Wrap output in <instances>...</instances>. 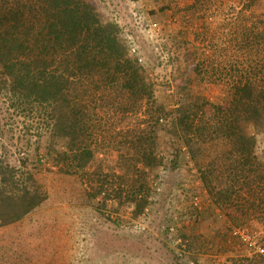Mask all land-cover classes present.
Listing matches in <instances>:
<instances>
[{
	"label": "rangeland",
	"instance_id": "rangeland-1",
	"mask_svg": "<svg viewBox=\"0 0 264 264\" xmlns=\"http://www.w3.org/2000/svg\"><path fill=\"white\" fill-rule=\"evenodd\" d=\"M88 1L102 20L119 26L131 52H139V62L154 84L156 103L171 112L168 118L182 103H195V97L211 102L225 97L235 76L229 72L231 65L240 59L237 64L244 68L240 32L264 17V0L250 7L245 6L250 0ZM196 2V9H191ZM137 14L158 27H141ZM3 86L0 79V165L24 180L34 176L48 198L21 219L0 223V264H195L189 259L193 253L200 264H264V253L244 245L236 234L247 228L264 246V215L235 223L214 206L191 151L181 138L170 139L167 127L160 129L157 139L165 159L152 170V204L135 217L132 207L116 208L115 198L90 200L89 176L65 172L49 155L52 145L64 150L68 140L52 142L54 135L39 108L21 113L3 95ZM104 101L97 96V110L111 117L113 130L125 132L145 118L144 106L125 114ZM258 145L257 155L264 161V137ZM193 147L201 165L216 154L215 145ZM98 151V161L89 169L102 163L104 171L121 173L113 144ZM173 151L180 153L176 167L170 164ZM111 184L118 183L111 177ZM194 208L196 214L191 212ZM191 241L196 251L180 260L179 252Z\"/></svg>",
	"mask_w": 264,
	"mask_h": 264
},
{
	"label": "trees",
	"instance_id": "trees-1",
	"mask_svg": "<svg viewBox=\"0 0 264 264\" xmlns=\"http://www.w3.org/2000/svg\"><path fill=\"white\" fill-rule=\"evenodd\" d=\"M240 33L244 68L237 64L240 59L231 65L235 76L225 97L216 102L195 97V103H182L168 118L171 112L156 103L139 52H131L119 26L102 20L91 2L0 0L1 92L23 114L38 107L52 142L68 140L64 150L52 145L49 155L65 172L89 176L90 200L115 198L116 208L132 207L135 217L144 212L152 204V170L165 159L157 146L159 131L167 127L170 139L181 138L191 151L212 204L235 223H245L264 215V161L257 155L264 137V17ZM97 96L125 114L144 106L145 118L125 132L113 130L111 117L97 110ZM194 143L217 146L213 160L201 165ZM108 144L119 151L121 173L104 171L102 163L89 169L98 161V148ZM179 161L180 153L173 151L171 166ZM16 177L0 165L1 224L21 219L48 198L34 176L29 181ZM188 251H196L193 241L179 259ZM189 259L200 264L195 253Z\"/></svg>",
	"mask_w": 264,
	"mask_h": 264
},
{
	"label": "built area",
	"instance_id": "built-area-1",
	"mask_svg": "<svg viewBox=\"0 0 264 264\" xmlns=\"http://www.w3.org/2000/svg\"><path fill=\"white\" fill-rule=\"evenodd\" d=\"M137 23L143 27V28H148L149 30L151 29H156L158 27L157 22H149L145 17H143L140 14H137ZM133 50L135 48L133 47ZM236 234H238L241 242L244 245H247L249 247H254L256 250L260 253H264V246L258 243L252 235V233L247 229V228H240L236 230Z\"/></svg>",
	"mask_w": 264,
	"mask_h": 264
}]
</instances>
